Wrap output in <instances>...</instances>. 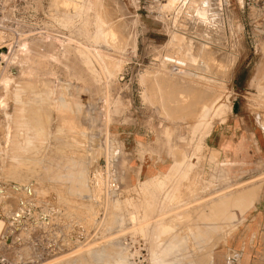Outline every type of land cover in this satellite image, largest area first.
I'll use <instances>...</instances> for the list:
<instances>
[{"label":"rangeland","instance_id":"obj_1","mask_svg":"<svg viewBox=\"0 0 264 264\" xmlns=\"http://www.w3.org/2000/svg\"><path fill=\"white\" fill-rule=\"evenodd\" d=\"M25 1L0 25V190L32 207L17 223L3 208L0 264H264V156L217 147L237 129L264 140V13L105 0L121 49L95 40L96 0ZM177 33L207 47L206 66L200 51L171 58ZM204 91L194 113L168 103Z\"/></svg>","mask_w":264,"mask_h":264},{"label":"bare ground","instance_id":"obj_2","mask_svg":"<svg viewBox=\"0 0 264 264\" xmlns=\"http://www.w3.org/2000/svg\"><path fill=\"white\" fill-rule=\"evenodd\" d=\"M174 1V0H173ZM72 2V0H63L62 1V3L63 4H65V5H69L70 3ZM105 0H96V2H95V7H94V10H95V12H94V14H92V15H94V16H92V18H94V24L96 25V29H95V37L94 38H96L95 40H97V41H99V40H103V42H105V43H107V44H110V46H112L113 47V45H116V46H118L119 48H121L122 49V47L124 46V44H125V39H126V36H125V34H124V31L122 30H118L117 29V25L118 24H116L115 23V20L113 19V17H112V14H110V12H109V10L105 7ZM167 2L170 4V3H172V0H167ZM175 2H177V4L178 3H180L179 1H175ZM215 2V1H214ZM54 3H56V2H54ZM213 2H212V0H191V2H190V4H191V6H193V8L191 9V11L193 12V11H195V16L193 17V18H196V20H205L207 17H211V16H213V18H214V16L217 14L216 13V10L217 9H215V8H213L212 9V7H213V5L214 4H212ZM61 4V3H60ZM62 4V5H63ZM168 4V5H169ZM177 4H176V6H177ZM55 5V4H54ZM61 5V6H62ZM168 5H167V7H168ZM172 5V4H171ZM174 5V4H173ZM197 5V9H196V6ZM56 6V5H55ZM170 6V5H169ZM175 6V5H174ZM171 7V6H170ZM169 7V8H170ZM166 8V7H165ZM179 8V7H178ZM51 9V8H50ZM103 9H105L106 10V13L103 11ZM172 9H173V6H172ZM194 9H196V10H194ZM162 10V9H161ZM170 10V9H169ZM182 10V9H181ZM184 10V9H183ZM183 10H182V12H183ZM62 11H64V10H62ZM177 11H178V9H177ZM191 11H190V13H191ZM212 11V12H211ZM185 13V12H184ZM188 13H189V11H188ZM192 14V13H191ZM190 14V15H191ZM91 15V14H90ZM176 15V14H175ZM117 17V16H116ZM218 17V16H217ZM90 20H91V18H90ZM189 20V19H188ZM209 20V19H208ZM214 20V19H213ZM216 20V19H215ZM218 20V19H217ZM118 22V21H117ZM194 22V21H193ZM192 22V23H193ZM196 22V21H195ZM201 23V22H200ZM194 25V24H193ZM210 25V24H209ZM202 26V25H201ZM95 27V26H94ZM199 27V26H198ZM192 28V27H191ZM124 29V28H123ZM181 29H183V28H181ZM183 31V30H182ZM181 31V32H182ZM199 31V30H198ZM94 33V32H93ZM184 33L186 34V35H188L186 32H183V34L182 35H184ZM182 35H179L178 33L174 36V40H175V42H178V43H180V45H179V47H178V52L176 53V54H182L181 56H180V58H177V59H175L174 57H171V58H173V60H176L177 62H178V64H180V62H182L181 64H183V62L185 61H187V60H189L190 59V57H191V54L193 53V52H196V51H200V52H203L205 55H204V60H202L201 62H200V64H199V66L200 65H205L206 66V60L205 59H207V55H206V53L207 52H209V50L207 51V47H205V45L203 44V45H201L200 44V47L199 48H196V47H193L190 43V40L187 42L184 38H183V36ZM185 35V36H186ZM184 36V37H185ZM191 36V35H190ZM186 38V37H185ZM199 38V37H198ZM202 38V37H201ZM92 39V38H91ZM190 39H192V38H190ZM93 40V39H92ZM192 41V40H191ZM100 42H102V41H100ZM102 42V43H103ZM190 42V43H189ZM206 42H208V41H206ZM104 43V44H105ZM112 44V45H111ZM78 46V45H77ZM115 47V46H114ZM117 49V48H116ZM177 49V48H176ZM88 50V49H87ZM211 50V49H210ZM97 52V51H96ZM100 53V52H99ZM3 54H4V52H3ZM5 55V54H4ZM4 55L2 56V57H4ZM175 55V54H174ZM1 56V55H0ZM32 57V56H31ZM101 57V56H100ZM176 57V56H175ZM209 58V57H208ZM1 59V58H0ZM180 59H182V61H180ZM3 60V59H2ZM107 62V61H106ZM175 62V61H174ZM105 63V62H104ZM107 65V64H106ZM177 65V64H176ZM175 65V66H176ZM207 65H209V64H207ZM107 66H110L109 64L107 65ZM182 66V65H181ZM213 66V65H212ZM111 67H113V66H111ZM179 67L180 66H178V69H179ZM219 67V65H217V68ZM220 67H221V65H220ZM57 68V67H56ZM106 68V67H105ZM217 68H215V69H217ZM108 69H110L111 70V68H108ZM211 69V68H210ZM214 69V68H213ZM42 70V69H41ZM182 70V69H181ZM204 70H205V68H204ZM217 70H220L221 71V69L219 68V69H217ZM200 71V70H199ZM220 71L218 72V73H220ZM51 72V71H50ZM201 72V71H200ZM199 72V73H200ZM216 72V71H215ZM161 73V72H160ZM109 74V73H108ZM112 74V73H111ZM110 74V75H111ZM9 80V79H8ZM167 81H163L162 83H166ZM183 84V83H182ZM188 84V83H187ZM220 90V89H219ZM207 93L204 91V92H201V93H194V94H187V93H184V92H179V93H177V95H176V97L174 98V99H172V100H169L168 101V103L170 102V103H173L174 104V106H177V108H179L180 109V111L182 112V111H185V114H186V112H190V114H191V112L193 111V113H194V109H196L195 108V106L196 105H198V102H199V100H200V104H201V107H203L204 106V104H205V102L206 101H208L207 99H208V97H206L207 95H206ZM209 94V93H208ZM214 94V93H213ZM209 95H212V93L211 94H209ZM61 96H62V94H61ZM201 96V97H200ZM201 98L204 100L203 102L201 101ZM218 98V97H217ZM62 99V98H61ZM171 99V98H170ZM166 100V99H165ZM168 100V99H167ZM214 100V99H213ZM210 102H211V100H209ZM59 102V101H58ZM61 102H64V101H61ZM60 102V103H61ZM202 102V103H201ZM64 104H66V103H64ZM210 104V103H209ZM60 105V104H59ZM63 104L61 103V106H57V118H59L60 119V121H63V120H65V118H66V114L68 115V112H70V111H72V109L70 108V107H66V106H62ZM67 105V104H66ZM72 105V104H71ZM210 106V105H209ZM56 107V106H55ZM207 107H208V105H207ZM224 107V105H222V104H220L218 107H216V111L217 112H220L221 110H222V108ZM5 108V107H4ZM204 108V107H203ZM202 108V109H203ZM200 110H201V108H200ZM7 112V111H6ZM74 112H75V110H74ZM78 112V111H77ZM72 113V112H71ZM182 113H184V112H182ZM192 113V114H193ZM189 114V115H190ZM196 114V113H195ZM198 114V113H197ZM196 114V115H197ZM73 115V114H72ZM3 116H4V118H7L8 119V115L7 114H3ZM69 116H70V114H69ZM69 116H67V117H69ZM184 116V115H183ZM74 117V116H73ZM195 118H196V116H195ZM68 119H70V117L68 118ZM76 121V120H75ZM65 122H73V121H71V119H70V121H65ZM16 123H19V122H16ZM62 123H64V121L62 122ZM75 124V123H74ZM9 125V124H8ZM65 125H67L66 126V129H67V131L70 133V134H72V133H74V130H76V129H74V127L70 124V123H65ZM77 126V125H76ZM8 127V126H7ZM77 128V127H76ZM74 129V130H73ZM9 130V129H8ZM5 131H7V130H5ZM76 133V132H75ZM6 134V133H5ZM7 134H8V131H7ZM224 134V133H223ZM21 136V135H20ZM6 138V137H5ZM20 139V138H19ZM21 140V139H20ZM27 140H29V139H27ZM6 141H7V138H6ZM16 142V141H15ZM7 143V142H6ZM16 143H18V142H16ZM26 144H27V142H26ZM29 144V143H28ZM15 145H17V148H18V145H19V143L18 144H15ZM20 147V146H19ZM18 150V149H17ZM28 188L26 187V189L25 190H27ZM27 192V191H26ZM58 192V191H57ZM2 189L0 190V212L1 211H4L3 213H0V231L2 230V228H3V226L5 225V223H6V220H7V218H6V216H4V213L5 214H8V213H6L7 211H9L11 208V210H10V212H12V220L15 222V223H17L15 220L17 219L18 220V218H19V216H20V207L22 206V205H24V206H26V207H32L30 204H28V203H25V204H20V202H21V200L19 199V197L20 196H16V195H14V199H10V200H8V199H6V200H3V199H5V198H3L2 197ZM175 194V193H174ZM3 201H5L4 203H3ZM20 201V202H19ZM30 205V206H29ZM4 207H6V208H8V207H10V209L8 210V209H3ZM23 207V206H22ZM21 209H23V208H21ZM26 209V208H25ZM28 209H30V208H28ZM17 210L19 211L18 213H19V215L16 213L17 212ZM33 210V209H32ZM31 210V211H32ZM40 210V209H39ZM22 211V210H21ZM34 212V211H33ZM32 212V213H33ZM36 212V211H35ZM17 214V216H15ZM30 214V213H29ZM35 215V214H34ZM39 215H41L40 213H39ZM8 216V215H7ZM36 216V215H35ZM24 217V216H23ZM42 217V216H41ZM15 219V220H14ZM11 220V221H12ZM42 220H44V218L42 219ZM26 221V220H25ZM35 221V220H34ZM37 222V221H36ZM32 223V222H31ZM179 224V223H178ZM13 225V224H12ZM16 225V224H15ZM14 225V226H15ZM28 225V224H27ZM45 225V224H44ZM169 226V225H168ZM17 229V228H16ZM5 230V229H4ZM164 230H170V229H167V228H165ZM163 230V231H164ZM1 234V233H0ZM2 235V234H1ZM7 237V236H6ZM79 237V236H78ZM4 239H5V236L3 237ZM2 239V238H1ZM3 241V240H2ZM158 241V240H157ZM84 243V242H83ZM80 244V243H79ZM87 244V243H86ZM77 247V246H76ZM81 247H83L82 245H81ZM85 248V247H84ZM152 261V260H151ZM119 262V261H118ZM154 262H158V260L157 261H154ZM153 262V263H154ZM159 264H164L163 262H161V261H159Z\"/></svg>","mask_w":264,"mask_h":264},{"label":"crops","instance_id":"obj_3","mask_svg":"<svg viewBox=\"0 0 264 264\" xmlns=\"http://www.w3.org/2000/svg\"><path fill=\"white\" fill-rule=\"evenodd\" d=\"M234 124V119H232L231 126L234 127ZM233 135L234 136L230 137L231 139L226 135H222L219 141L217 142V147L218 145H221L223 152L226 154L227 157L236 155V157H238L236 159V162H239L242 155L245 156L249 154L253 157L264 156V140L261 138V136H253L251 141H247L244 137H242V135H240V129H237V132H235ZM233 148L235 149V153L231 152ZM258 203L260 205L264 204V192L260 196ZM262 212L264 213V210Z\"/></svg>","mask_w":264,"mask_h":264},{"label":"built area","instance_id":"obj_4","mask_svg":"<svg viewBox=\"0 0 264 264\" xmlns=\"http://www.w3.org/2000/svg\"><path fill=\"white\" fill-rule=\"evenodd\" d=\"M25 2V0H0V25L2 21V15L6 11H10L12 8L17 7L20 2ZM33 2L27 3V5H32ZM243 4L247 9H257L264 13V0H243ZM34 9H31L33 12ZM143 251V250H142ZM147 263L145 259L142 260L140 264Z\"/></svg>","mask_w":264,"mask_h":264}]
</instances>
